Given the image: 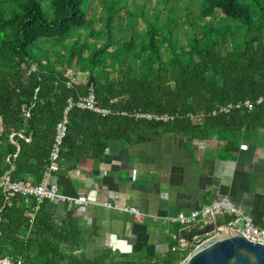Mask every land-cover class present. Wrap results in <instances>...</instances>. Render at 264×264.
<instances>
[{
    "label": "trees",
    "instance_id": "16d2710c",
    "mask_svg": "<svg viewBox=\"0 0 264 264\" xmlns=\"http://www.w3.org/2000/svg\"><path fill=\"white\" fill-rule=\"evenodd\" d=\"M77 74L86 75L85 84L74 81ZM88 87L111 114L67 113L59 168L100 160L112 143L144 144L159 134L216 138L225 155L236 153L242 139L264 131V104H255L264 97V0H0V128L2 141L15 133L17 146L0 148V179L8 172L11 183L40 182L67 100ZM244 101L253 108L205 117L200 125L130 116L209 113ZM48 203L0 189V260L178 264L190 253L176 247L145 262L115 260L110 252L80 258L77 220L55 223ZM253 222L264 229V220ZM191 227L190 242L202 234Z\"/></svg>",
    "mask_w": 264,
    "mask_h": 264
},
{
    "label": "crops",
    "instance_id": "0c3cea01",
    "mask_svg": "<svg viewBox=\"0 0 264 264\" xmlns=\"http://www.w3.org/2000/svg\"><path fill=\"white\" fill-rule=\"evenodd\" d=\"M2 133L0 128L1 149L16 146L15 133L7 141H2ZM223 149L216 138L191 140L183 134L155 135L144 144L112 143L100 160L84 159L74 167L66 164L53 175L59 195L83 196L88 204L49 202L46 211L55 223L70 217L77 220L80 258L92 260L110 252L115 260L145 262L162 258L176 247L191 248L215 230L221 214L198 219L201 237L190 242L186 234L191 226L169 222L179 213L228 199L252 220H264V131L251 141L242 139L236 153L225 155ZM104 203L137 208L145 219L135 222L121 210L104 208Z\"/></svg>",
    "mask_w": 264,
    "mask_h": 264
},
{
    "label": "built area",
    "instance_id": "2783aa9c",
    "mask_svg": "<svg viewBox=\"0 0 264 264\" xmlns=\"http://www.w3.org/2000/svg\"><path fill=\"white\" fill-rule=\"evenodd\" d=\"M67 87H70V84H67ZM256 105L264 104V97L259 98ZM86 110L102 116L111 114L109 110L100 108L97 105L95 90L92 87H88L85 95L78 98L74 101L68 99L66 107L63 112L64 118L56 126L55 137L52 145V149L49 155L48 165L45 171L42 174L40 182L35 185L31 180L19 181V182H9L5 178L0 179V189L4 192L9 193L10 195H21L24 197H33L38 203L43 201L47 202H58L62 204H67L71 206H86L88 201L83 196L77 197H68L58 194V187L52 182L53 175L56 174L59 170L58 162L60 158V150L62 141L65 138L67 132V113L72 109ZM245 108L251 110L253 104L249 101H244L243 103H234L219 106L215 110L209 113H188L185 116L176 113V114H155V113H142L134 112L130 116L135 120H143L147 122H153L156 124H170L177 120H182L183 118L188 119L193 125H200L205 117H212L218 114H229L232 110ZM122 116H125L124 113H121ZM104 208L121 210L125 214H128L133 218L135 222H143L145 216L141 211L134 207H124L117 208L116 205L109 203L103 204ZM215 214L226 215L229 220L225 221V224L217 229L222 231H231L239 232L247 241L258 244L264 247V229H260L255 226L253 220L246 215L241 209L233 205V203L228 199H220L211 202L210 204L203 206L200 210L190 211L188 213H179L174 218L169 219V222L178 224L179 226L189 227L197 223L200 218H210ZM216 230L211 233L206 234L202 240L197 241L194 245L206 241L208 238L214 236ZM0 264H20L12 263L8 259L0 260Z\"/></svg>",
    "mask_w": 264,
    "mask_h": 264
},
{
    "label": "water",
    "instance_id": "95a60500",
    "mask_svg": "<svg viewBox=\"0 0 264 264\" xmlns=\"http://www.w3.org/2000/svg\"><path fill=\"white\" fill-rule=\"evenodd\" d=\"M225 224L221 214L216 233L198 244L178 264H264V247L247 241L239 232L217 229Z\"/></svg>",
    "mask_w": 264,
    "mask_h": 264
},
{
    "label": "rangeland",
    "instance_id": "374dc122",
    "mask_svg": "<svg viewBox=\"0 0 264 264\" xmlns=\"http://www.w3.org/2000/svg\"><path fill=\"white\" fill-rule=\"evenodd\" d=\"M128 1H131V0H128ZM135 1H138V0H135ZM153 5H155V1H153V3H152V6ZM155 7H157L158 9H160L161 7H159V6H155ZM141 27L143 26L141 23L139 24ZM76 77L74 78V81L76 82V83H78V84H81V85H83V84H85L86 83V75H82V74H77V75H75ZM52 182H53V180H52ZM195 247V245H193V246H191V248H190V252L193 250V248Z\"/></svg>",
    "mask_w": 264,
    "mask_h": 264
}]
</instances>
